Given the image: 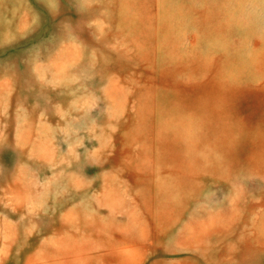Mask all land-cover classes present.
<instances>
[{
    "label": "rangeland",
    "instance_id": "rangeland-1",
    "mask_svg": "<svg viewBox=\"0 0 264 264\" xmlns=\"http://www.w3.org/2000/svg\"><path fill=\"white\" fill-rule=\"evenodd\" d=\"M0 264H264V0H0Z\"/></svg>",
    "mask_w": 264,
    "mask_h": 264
}]
</instances>
